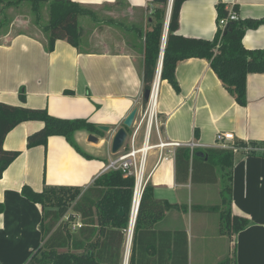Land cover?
Listing matches in <instances>:
<instances>
[{"label":"crops","instance_id":"crops-1","mask_svg":"<svg viewBox=\"0 0 264 264\" xmlns=\"http://www.w3.org/2000/svg\"><path fill=\"white\" fill-rule=\"evenodd\" d=\"M71 1L91 11L79 18L80 49L60 40L53 52L47 51L48 4L40 5L36 31L19 30V23L27 22L18 13L9 21V29L1 32L0 102L45 109L63 120L86 119L98 130L109 126L111 131L75 133L76 144L89 158L58 136L49 138L47 146L29 148V138L44 127L39 121L24 122L7 135L5 151L21 155L0 179V264H28L43 244L44 209L29 201L23 188L31 187L37 193L74 189L79 197L86 193L109 172L105 168L115 157L111 145L117 130L134 109L139 113L144 107L145 40L136 34L152 30L153 0ZM219 3L185 2L179 35L212 41L218 30ZM222 3L228 10L237 6L241 20L264 18V0ZM27 6L33 10L28 2L6 8L21 11ZM243 45L249 50L264 49V25L248 30ZM175 74L179 92L168 81H161L158 110L162 137L199 146L177 148L163 161H159L158 151L150 152L147 170L154 198L175 208L162 218L146 221L140 229L135 264H220L230 256H235L237 264H264V74L248 75L245 107L225 89L207 60L182 61ZM219 133H232L234 144L241 147L236 152L219 147ZM90 134L99 139L97 144L88 141ZM143 137L142 130L140 145ZM152 142H157L155 133ZM181 149L191 152L189 170L183 162L177 165ZM211 150L233 152L229 171L219 165L224 162L219 156L211 159L206 155ZM227 184L232 189L228 208L250 222L232 239L221 234L220 213L213 210L222 205L221 193ZM125 256L126 247L123 264Z\"/></svg>","mask_w":264,"mask_h":264},{"label":"trees","instance_id":"trees-1","mask_svg":"<svg viewBox=\"0 0 264 264\" xmlns=\"http://www.w3.org/2000/svg\"><path fill=\"white\" fill-rule=\"evenodd\" d=\"M170 0H153L152 30H139L138 38L145 40L144 46V92L151 89L158 67L165 22ZM190 0H174L169 23L161 80L168 81L175 91L180 87L176 79V68L182 61L203 59L222 82L225 89L235 98L239 106L247 105V77L249 74H264V49L249 50L243 45L248 30H257L264 25L263 19H237L229 21L225 27L221 21L228 19L229 11L222 0L217 5L218 30L211 40L187 38L179 35V17L183 4ZM31 3L37 19L40 5H49L50 21L45 28L48 34V52L55 50L56 43L66 41L76 49L81 46L79 18L90 15L91 11L71 0H0V4L18 6ZM238 13V7L233 8ZM2 27V24H1ZM1 30V29H0ZM73 94V93H71ZM26 101L25 94L20 95ZM146 102L144 101V105ZM28 121H39L44 127L28 140V147L47 146L51 137H64L77 153L89 158L80 150L74 135L78 131L98 133L99 130L89 120H63L52 117L45 109H31L12 106L0 102V179L7 168L21 155L20 152L5 151L7 135L17 126ZM241 147V144H237ZM207 156H219V165L229 171L233 163V152L211 150ZM191 152L181 149L177 153V165L183 162L189 170ZM194 160H197L194 158ZM231 181V180H230ZM134 179L125 177L120 171H110L100 177L94 187L80 195L74 189H47L42 193L31 187L23 188V195L31 202L43 207V244L28 264H123L127 233L134 191ZM231 185L222 191V205L214 208L220 213L221 234L229 237L245 230L249 220L233 215L229 206ZM51 194L53 196H51ZM79 197V198H78ZM76 202L71 208V204ZM227 207V208H225ZM172 205L154 198V188L147 185L142 196L134 229L129 264H135V245L140 229L150 219L162 218L173 209ZM3 207L0 206V213ZM220 264H237L235 256H230Z\"/></svg>","mask_w":264,"mask_h":264},{"label":"built area","instance_id":"built-area-1","mask_svg":"<svg viewBox=\"0 0 264 264\" xmlns=\"http://www.w3.org/2000/svg\"><path fill=\"white\" fill-rule=\"evenodd\" d=\"M228 19L221 21V26L225 27L229 21H236L238 18V13L233 9L228 10ZM156 77V76H155ZM158 80V84H156ZM161 78L157 77L150 89V97L146 102L141 111L137 114L131 132H128V137L125 142L124 147L121 151L115 155L114 159L110 161L105 171H120L125 177H131L134 179V191L132 199L131 214H134L135 200L138 198V204L135 211V219L137 221V216L140 209V204L142 200L145 188L149 184L150 174L146 176L147 161L150 152L158 151L159 161L168 160L171 155L174 154L175 149L181 148L183 146H188L195 148L199 146L195 143L188 145H183L178 142H171L165 140L162 137V122L160 119V113L158 110L159 95L161 88ZM144 130V137L142 144L140 145V134ZM155 133L157 137V142H152V135ZM217 141L219 147L223 149H231L233 151L238 150V146L234 144L235 136L232 133H219L217 136ZM254 149V148H252ZM247 148V150H252ZM174 150V151H173ZM135 224H133L132 233L130 232L131 226L129 221V229L127 233V241L131 239L130 243L133 242ZM127 244V242H126Z\"/></svg>","mask_w":264,"mask_h":264},{"label":"water","instance_id":"water-1","mask_svg":"<svg viewBox=\"0 0 264 264\" xmlns=\"http://www.w3.org/2000/svg\"><path fill=\"white\" fill-rule=\"evenodd\" d=\"M173 2H174V0H170L169 5H168L167 18H166V22H165L164 35H163V39H162L161 54H160L158 67L156 70L155 79H157V77H159V79L161 78L162 65H163L166 42H167V37H168L169 23H170V18H171V13H172ZM149 97H150V90H148L144 93V96H143L144 101L147 102L149 100ZM138 111H139L138 108L134 109L130 113V115L125 119V121L123 122V126L121 128H119L117 130V132L115 133L113 140H112V145H111V151H112L113 155H117L121 151V149L124 147L125 142H126L127 137H128V130L133 127V124L135 122ZM98 128H99V130L104 131L106 133L111 131V127H109V126H99ZM88 141L91 143L97 144L99 142V139L96 136H94L93 134H90L88 137ZM132 221H133V216L130 215V226H131ZM134 223H136V219H134ZM127 244H128V241H127ZM127 244H126V256H125L124 264H129V260H130V252H131L132 243L129 246V250H127V248H128Z\"/></svg>","mask_w":264,"mask_h":264},{"label":"rangeland","instance_id":"rangeland-1","mask_svg":"<svg viewBox=\"0 0 264 264\" xmlns=\"http://www.w3.org/2000/svg\"><path fill=\"white\" fill-rule=\"evenodd\" d=\"M13 11H11L10 9H7L5 7V5L0 4V34L1 32H6L9 29V21L14 20V18L17 16L18 13L24 15V20L25 24L19 23V26L21 28H19V30H24V29H29V30H33L36 31L34 27L37 26V17L36 14L33 12V10L30 8V6L24 7L21 11H17L15 9H12ZM43 19V18H42ZM43 21H45L46 23H48L47 18H45ZM42 22V25H45L46 23ZM81 23L85 24L84 20L81 19ZM2 24V27H1ZM25 25H27V27H25ZM144 131V130H143ZM148 170H146V176L148 175Z\"/></svg>","mask_w":264,"mask_h":264},{"label":"bare ground","instance_id":"bare-ground-1","mask_svg":"<svg viewBox=\"0 0 264 264\" xmlns=\"http://www.w3.org/2000/svg\"><path fill=\"white\" fill-rule=\"evenodd\" d=\"M156 84H158V80H157ZM137 204H138V198H136V200H135L133 221L131 222V230H130L131 233H132V229H133V224H134V219H135V211H136ZM130 241H131V239H129V241H128V244H127V247L128 248H127V250H129V246L131 244Z\"/></svg>","mask_w":264,"mask_h":264}]
</instances>
